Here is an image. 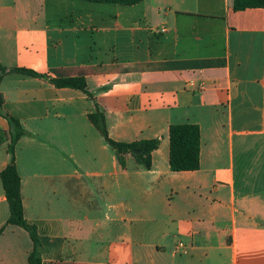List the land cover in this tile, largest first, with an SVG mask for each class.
<instances>
[{
  "label": "crops",
  "instance_id": "obj_1",
  "mask_svg": "<svg viewBox=\"0 0 264 264\" xmlns=\"http://www.w3.org/2000/svg\"><path fill=\"white\" fill-rule=\"evenodd\" d=\"M233 5L0 0V63L47 76L0 86L26 131L16 165L43 264H264V8ZM75 77L90 94L49 80ZM97 106L113 140L160 141L151 169L117 161ZM174 124L200 127L199 170L171 171ZM9 131L0 116V173ZM9 216L0 178V264H28Z\"/></svg>",
  "mask_w": 264,
  "mask_h": 264
},
{
  "label": "trees",
  "instance_id": "obj_2",
  "mask_svg": "<svg viewBox=\"0 0 264 264\" xmlns=\"http://www.w3.org/2000/svg\"><path fill=\"white\" fill-rule=\"evenodd\" d=\"M97 4H113L122 6L138 5L146 0H84ZM250 8H264V0H234L233 9L244 11ZM10 73H18L22 76L41 77L33 70L11 69L9 70L0 63V86L3 79ZM47 77V76H44ZM50 83L57 88H71L80 90L86 94L88 82L84 77L75 78H50ZM5 99L0 89V116L4 117L10 126L8 153L11 160L8 166L0 173V178L4 188L5 196L9 205L10 216L7 225L18 226L26 230L33 242V249L28 257V264H43L41 256V243L38 229L35 225L28 223L24 213V203L22 198L21 177L16 165L15 151L20 139L26 135L19 119L7 114L4 111ZM90 122L99 130L106 144L113 150L117 161L123 164L127 155L133 156L144 169L152 167V153L160 146L157 139L144 140L135 143H124L113 140L108 132L106 118L103 112L96 107V111L89 114ZM170 169L174 173L197 171L200 169L201 153V130L196 124H174L170 126ZM8 139V135L0 132V145ZM136 151H140L139 154Z\"/></svg>",
  "mask_w": 264,
  "mask_h": 264
},
{
  "label": "rangeland",
  "instance_id": "obj_3",
  "mask_svg": "<svg viewBox=\"0 0 264 264\" xmlns=\"http://www.w3.org/2000/svg\"><path fill=\"white\" fill-rule=\"evenodd\" d=\"M110 6H114V8L116 7V6H121V5H113V4H110ZM117 202H119V200L118 199H114V203H117ZM134 203V207L136 208V204H137V202H133ZM19 262H21L22 260H18ZM25 260H23V262H24Z\"/></svg>",
  "mask_w": 264,
  "mask_h": 264
},
{
  "label": "water",
  "instance_id": "obj_4",
  "mask_svg": "<svg viewBox=\"0 0 264 264\" xmlns=\"http://www.w3.org/2000/svg\"><path fill=\"white\" fill-rule=\"evenodd\" d=\"M136 153H137V154H139V153H140V151H136Z\"/></svg>",
  "mask_w": 264,
  "mask_h": 264
},
{
  "label": "built area",
  "instance_id": "obj_5",
  "mask_svg": "<svg viewBox=\"0 0 264 264\" xmlns=\"http://www.w3.org/2000/svg\"><path fill=\"white\" fill-rule=\"evenodd\" d=\"M163 32H166V30L164 29Z\"/></svg>",
  "mask_w": 264,
  "mask_h": 264
}]
</instances>
